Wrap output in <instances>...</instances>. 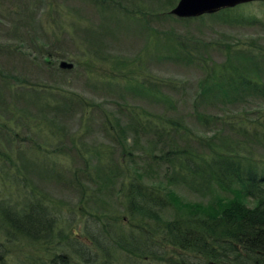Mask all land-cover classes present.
<instances>
[{
	"label": "rangeland",
	"instance_id": "1",
	"mask_svg": "<svg viewBox=\"0 0 264 264\" xmlns=\"http://www.w3.org/2000/svg\"><path fill=\"white\" fill-rule=\"evenodd\" d=\"M177 1L0 0V172L9 165L25 167L22 180L65 217L89 221L102 200L122 212L114 194L101 188L107 184H102L105 164L119 153L109 124L130 123L131 107L147 123L144 132L130 130L127 141L122 138L139 157L135 171H146L148 185L169 186L183 202L206 204L224 192L208 181L188 186L177 170L158 160L169 146L153 133L160 123L155 117L179 121L181 128L168 132L187 151L209 155L210 148L264 165V100L231 86L226 97L201 101L205 71L198 58L219 63L227 55L243 68L254 63L257 79L264 81V1L188 20L167 13ZM183 40L192 56L178 50ZM61 60L73 67L61 69ZM236 113L244 133L220 123L223 114ZM206 114L207 123L201 116ZM250 128L259 135L250 137ZM119 183L113 187L119 189ZM252 202L245 198L247 206ZM173 206L164 211L170 219L180 215ZM165 250L164 261L140 264H206L176 247Z\"/></svg>",
	"mask_w": 264,
	"mask_h": 264
},
{
	"label": "trees",
	"instance_id": "2",
	"mask_svg": "<svg viewBox=\"0 0 264 264\" xmlns=\"http://www.w3.org/2000/svg\"><path fill=\"white\" fill-rule=\"evenodd\" d=\"M228 9L197 18L216 17ZM253 45V42L249 44ZM184 47L183 40L178 50L189 57L191 53ZM178 57L183 58V55ZM198 58L205 71L199 83L201 101L218 100L221 94L226 97L227 88L231 86L256 93L264 100V81L257 79L254 71L259 65L250 62L253 66L243 68L233 64L227 55L219 63L206 55L199 54ZM213 87L217 90L208 93ZM130 110V123L109 122L119 153L105 164L102 184H107L101 188L102 193L114 194L122 212L108 208L107 200H102L89 221L86 215V222L80 216L65 217L59 214L56 205L44 198L46 196L39 195L29 187L28 181L22 180L27 178L25 167L9 165L0 172V176L4 174L2 186H5L0 195V264L152 263L164 261L167 247L200 257L206 264H264V165L210 148L209 155L187 151L179 147L177 138L168 132L169 129L178 131L179 121L165 114L155 117L160 123L154 124L153 133L161 142L167 139L164 145L169 146L168 150L161 149L158 160L177 170L188 186L197 187L208 181L224 192L206 204L183 202L169 186L159 190L156 185H148L143 180L146 171H135L139 157L134 148H128L129 144L126 147L122 138L127 141L126 134L130 130L144 132L147 123L144 124L138 109L131 107ZM227 114L222 115L220 123L239 133L247 131L240 115L227 117ZM201 116L202 121L209 122L210 115ZM255 122L257 120L251 123ZM248 133L253 138L259 135L254 128ZM136 142L134 139L133 144ZM118 179L120 187L115 189L113 185ZM229 192L231 194L227 195ZM246 197L253 201L251 206L244 203ZM169 204L176 205L172 210L177 209L176 215H180L166 217L164 211ZM78 221L83 223H74ZM183 263L182 260L178 264Z\"/></svg>",
	"mask_w": 264,
	"mask_h": 264
},
{
	"label": "water",
	"instance_id": "3",
	"mask_svg": "<svg viewBox=\"0 0 264 264\" xmlns=\"http://www.w3.org/2000/svg\"><path fill=\"white\" fill-rule=\"evenodd\" d=\"M251 1L264 0H178L171 8L170 14L178 18H190L215 13L221 9L231 8L240 3ZM59 63L61 68L70 69L73 66L71 62H66L64 60H61Z\"/></svg>",
	"mask_w": 264,
	"mask_h": 264
}]
</instances>
